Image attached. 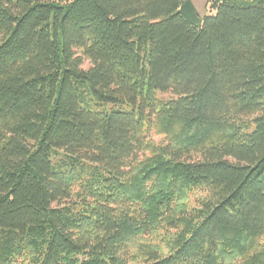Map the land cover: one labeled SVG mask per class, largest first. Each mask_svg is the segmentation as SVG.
Returning <instances> with one entry per match:
<instances>
[{
	"label": "trees",
	"instance_id": "1",
	"mask_svg": "<svg viewBox=\"0 0 264 264\" xmlns=\"http://www.w3.org/2000/svg\"><path fill=\"white\" fill-rule=\"evenodd\" d=\"M213 7L0 0V264H264V0Z\"/></svg>",
	"mask_w": 264,
	"mask_h": 264
},
{
	"label": "rangeland",
	"instance_id": "2",
	"mask_svg": "<svg viewBox=\"0 0 264 264\" xmlns=\"http://www.w3.org/2000/svg\"><path fill=\"white\" fill-rule=\"evenodd\" d=\"M191 1L194 4L196 10L199 12L200 16H203L205 14H214L216 12V8L213 7L214 0H191ZM87 66H88L87 63H85L84 67ZM158 95L160 98H169L172 96L170 93H164ZM205 195H206L205 191L202 189L199 188L192 189L188 193L186 204L188 205L189 208L198 207L200 201L205 197ZM174 232H175L174 229L168 228L167 226H162L160 228H157L155 232L142 235L141 237L142 239L139 240L138 244H136L134 250L136 253H139L143 245L145 246L144 249H146V246L150 245L156 248L161 247L163 250H166L168 248L170 239L173 238ZM144 261L145 260H143L142 257L140 256L131 263L145 264ZM28 264H33V263L28 262Z\"/></svg>",
	"mask_w": 264,
	"mask_h": 264
}]
</instances>
